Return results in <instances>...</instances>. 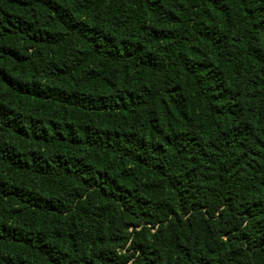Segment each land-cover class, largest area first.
Returning a JSON list of instances; mask_svg holds the SVG:
<instances>
[{"label":"trees","instance_id":"obj_1","mask_svg":"<svg viewBox=\"0 0 264 264\" xmlns=\"http://www.w3.org/2000/svg\"><path fill=\"white\" fill-rule=\"evenodd\" d=\"M0 264H264V0H0Z\"/></svg>","mask_w":264,"mask_h":264}]
</instances>
